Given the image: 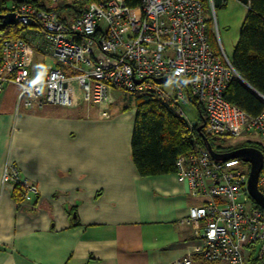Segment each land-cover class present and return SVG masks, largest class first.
Instances as JSON below:
<instances>
[{
  "label": "built area",
  "instance_id": "2783aa9c",
  "mask_svg": "<svg viewBox=\"0 0 264 264\" xmlns=\"http://www.w3.org/2000/svg\"><path fill=\"white\" fill-rule=\"evenodd\" d=\"M21 1L12 7L17 23L41 36L56 65L33 75L29 39H6L0 31V92L7 84L18 85L17 108L92 103L108 118L122 96L153 93L192 128L182 107L190 102L189 92L205 110L208 135L243 139L256 132L264 147V109L252 117L224 97L232 80L247 83L220 43L218 51L212 49L213 17L202 0H139L135 7L129 0H45L44 8ZM208 2L214 14V0ZM61 4L74 9L72 21L57 9ZM158 79L175 81L173 95ZM259 97L264 103V95ZM249 173V163L217 161L202 147L176 159L179 182L206 202L191 207L183 221L202 224L203 230L195 231L200 247L172 264H194L195 257L215 264H264V210L248 193ZM2 183L20 187L24 202L38 194L9 163ZM259 186L264 193V172Z\"/></svg>",
  "mask_w": 264,
  "mask_h": 264
},
{
  "label": "crops",
  "instance_id": "0c3cea01",
  "mask_svg": "<svg viewBox=\"0 0 264 264\" xmlns=\"http://www.w3.org/2000/svg\"><path fill=\"white\" fill-rule=\"evenodd\" d=\"M24 33L35 75L47 69L39 58L52 56L34 29ZM238 40L230 56L220 43L230 59ZM19 93L14 83L0 92V264H172L195 253V231L203 226L183 221L206 200L192 196L175 173L139 174L134 113L120 101L108 118L92 103L17 108ZM7 163L37 195L14 199L15 187L2 183ZM206 263L195 257L194 264Z\"/></svg>",
  "mask_w": 264,
  "mask_h": 264
},
{
  "label": "trees",
  "instance_id": "16d2710c",
  "mask_svg": "<svg viewBox=\"0 0 264 264\" xmlns=\"http://www.w3.org/2000/svg\"><path fill=\"white\" fill-rule=\"evenodd\" d=\"M10 1H12L11 5H9ZM31 2L40 8L46 6L45 0H31ZM249 2V11L231 59L236 71L248 86L234 79L230 82L224 97L230 104L255 117L264 109V103L259 97V94L264 95V0H249ZM20 3L21 0H0V15L12 12V7ZM138 3L139 0L128 1L130 7H135ZM63 7L68 6L63 4L57 9ZM211 22L212 20L208 21V36L212 47ZM26 30L27 27L19 23L7 25L0 20V31L6 33V39L23 37ZM188 99L199 111V121L192 128L176 115L168 102L159 99L153 93L136 95L134 100L137 114L132 136V157L140 175L159 176L175 173V162L179 156L191 154L198 147L206 148L201 133L207 137L216 152L227 153L235 150L225 145L217 147V142L221 141V138L209 137L205 128L198 132V127L206 121V113L202 104L189 92ZM243 147H254L264 153L262 145L254 146L248 143ZM263 172L264 169L261 174ZM14 187V199L24 203L21 188ZM259 189L263 192L261 186Z\"/></svg>",
  "mask_w": 264,
  "mask_h": 264
},
{
  "label": "rangeland",
  "instance_id": "374dc122",
  "mask_svg": "<svg viewBox=\"0 0 264 264\" xmlns=\"http://www.w3.org/2000/svg\"><path fill=\"white\" fill-rule=\"evenodd\" d=\"M202 1L207 8V13L212 15L213 17V20L211 22L212 24L211 25L212 49L215 51H218L217 45H219V43H222L225 51L230 56L231 54V44L230 43H233V41H235L237 35H238V39L240 36L241 27H242V23L244 19L243 17H244V14L246 13L245 5H242L240 2L236 0H224V2L222 3V7H215V12L214 14H212L208 0H202ZM238 3L243 6V9L240 8ZM11 4H12V1H10L9 5ZM59 6H57V8ZM59 11L60 13H64V14H67V12H69L68 14L70 15V18H71L70 20L72 21L74 19L75 11L72 7H63L59 9ZM42 58H39V63L41 62V64L45 68L53 67L52 65H55V61L53 60L52 57L45 56ZM175 84H176L175 81H169L163 84L162 88L171 96L173 95V88ZM125 97L124 98L122 97L123 99L121 98L119 100L120 104L122 106H126L125 107L126 113H134L136 117L137 110H136L135 100H134L136 95L128 93L126 94ZM182 107L189 121H191L192 123H197L199 121V111H198L197 106L193 102H189L185 105H182ZM208 136L211 138H214V136H210V135ZM218 138H221V141L217 142V145H216L217 147L225 145L227 147H233L234 149H236L239 147H243L248 143L254 146L262 145L261 140L256 132L247 134L243 139L232 138L229 136H222ZM206 264H215V263H206Z\"/></svg>",
  "mask_w": 264,
  "mask_h": 264
},
{
  "label": "water",
  "instance_id": "95a60500",
  "mask_svg": "<svg viewBox=\"0 0 264 264\" xmlns=\"http://www.w3.org/2000/svg\"><path fill=\"white\" fill-rule=\"evenodd\" d=\"M243 5H249V0H237ZM224 0H214V6L220 7ZM0 20L7 25H15L17 23L16 16L14 12H9L5 15H0ZM166 79H158L156 82L158 84H163ZM195 124V123H194ZM206 126V121L198 127V132H201ZM201 137L206 142V148L211 154V156L217 161H228L232 159H240L245 163L250 164V173L247 183V189L252 200L264 210V193L259 189V179L264 167V153L254 147H241L227 153L216 152L211 144L209 143L207 137L201 133Z\"/></svg>",
  "mask_w": 264,
  "mask_h": 264
}]
</instances>
